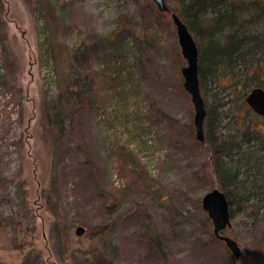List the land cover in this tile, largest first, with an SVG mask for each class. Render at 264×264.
I'll use <instances>...</instances> for the list:
<instances>
[{
    "label": "rangeland",
    "instance_id": "rangeland-1",
    "mask_svg": "<svg viewBox=\"0 0 264 264\" xmlns=\"http://www.w3.org/2000/svg\"><path fill=\"white\" fill-rule=\"evenodd\" d=\"M170 12L152 0H0V264H264V150L238 142L247 129L264 138V117L245 102L241 66L199 80L216 135L241 148L221 158L242 164L223 232L235 258L201 207L219 187ZM245 29L263 33L264 15ZM81 51L100 75L75 86L89 102L58 127L59 74Z\"/></svg>",
    "mask_w": 264,
    "mask_h": 264
},
{
    "label": "trees",
    "instance_id": "trees-1",
    "mask_svg": "<svg viewBox=\"0 0 264 264\" xmlns=\"http://www.w3.org/2000/svg\"><path fill=\"white\" fill-rule=\"evenodd\" d=\"M170 1L175 4L180 18L197 43L200 81L203 80L206 71H214L220 75L233 78L236 74L235 70L238 66H241L245 69V81L249 82L252 86L251 89L255 87L264 88V32L259 33L245 29V27L252 29L258 19L264 15V0ZM206 14H210L211 17L207 18ZM83 53L81 51L79 55L74 56V69L69 72L67 69L66 71H60L57 85L59 95L52 108L55 123L58 127L61 112L66 113L68 108L74 112L76 110L83 112L84 106L82 104L89 102L90 98L82 95L81 92L75 89V86H81L82 82L83 84H89L90 89H93L96 77L100 75L96 70L94 72L95 76L92 74L91 65L83 57ZM60 66H63V64ZM244 84L243 86H245ZM205 118L206 134H204V143L207 144L212 154V166L216 183L220 190L224 192L230 206L233 199L227 191L234 186L233 184L236 182V176L240 173L242 164L235 163V166L228 167L221 162V158L226 157L233 161L234 153L238 151L239 154L241 148L239 145L234 146V142H237V140L235 141L236 138L234 140H221L216 135L214 131L215 115L206 111ZM256 133L258 135L247 129L242 135L238 134L241 138L238 142H241V140L256 141L259 142V149L264 150V138L259 135V132L256 131ZM259 161L260 164H264V156ZM247 162L246 160L244 163L246 165L243 168L248 169ZM235 185L239 186V183ZM6 221L8 220L0 218V224Z\"/></svg>",
    "mask_w": 264,
    "mask_h": 264
},
{
    "label": "water",
    "instance_id": "water-1",
    "mask_svg": "<svg viewBox=\"0 0 264 264\" xmlns=\"http://www.w3.org/2000/svg\"><path fill=\"white\" fill-rule=\"evenodd\" d=\"M156 9L161 13H169L166 0H152ZM172 23L176 30L177 43L180 48V54L185 61L181 68L182 86L184 91L189 95L194 110L193 125L195 128V138L198 142L204 143V121L206 117L204 100L200 92L199 84V58L197 43L188 30L186 24L179 15L170 12ZM247 106L258 116L264 117V88L255 87L251 89L245 97ZM201 207L206 212L212 225L213 236L223 241L228 250L235 258L241 254L237 242L223 234L231 226V216L229 212V203L223 191L215 187L204 194L201 199ZM82 227H77L76 235H82Z\"/></svg>",
    "mask_w": 264,
    "mask_h": 264
}]
</instances>
